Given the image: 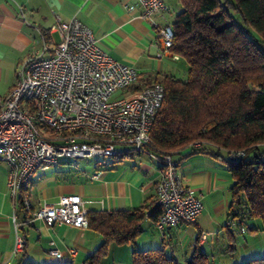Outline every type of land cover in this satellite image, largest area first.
<instances>
[{"label":"crops","instance_id":"1","mask_svg":"<svg viewBox=\"0 0 264 264\" xmlns=\"http://www.w3.org/2000/svg\"><path fill=\"white\" fill-rule=\"evenodd\" d=\"M164 2L168 11L153 19L158 26L170 24L167 18L175 13L173 7L180 12L178 0L177 5L171 0ZM139 13L137 0H0V97L11 90L16 72L29 59L51 55L59 41L57 17L65 22L76 18L88 27L112 59L137 70L138 85L165 76L180 79L188 70L187 63L180 57L173 59L170 53L162 54L153 24L139 18ZM220 154L228 159L224 152ZM173 158L182 183L202 195L203 208L196 222L167 228L161 233L146 216L135 244H109L107 255L99 264H121L123 259L130 261L134 250L148 249H162L183 264L197 246L214 259L227 249L228 229L236 240V234L245 233L242 227L255 223L246 220L244 226H238L239 230L228 226L233 181L222 160L208 152L189 154L187 150ZM149 159L156 161L153 164ZM113 162L103 169L95 164L94 171L101 170L96 179H91L95 174L76 172L70 175L54 172L51 176H46V171L35 173L30 187L32 206L56 204L64 195L79 196L88 213L132 211L155 203V185L162 168L160 157L153 153L136 154L131 164L123 160ZM69 164L59 163L62 167ZM7 171L6 164L0 162V264H85L86 258L101 245V235L64 225L47 227L38 220L27 223L23 208L9 196ZM15 223L26 244L21 253L13 256ZM256 228L255 231L248 228V232L256 234L259 227ZM52 250H58L60 256L51 255ZM110 256L112 259L108 261Z\"/></svg>","mask_w":264,"mask_h":264},{"label":"built area","instance_id":"2","mask_svg":"<svg viewBox=\"0 0 264 264\" xmlns=\"http://www.w3.org/2000/svg\"><path fill=\"white\" fill-rule=\"evenodd\" d=\"M139 18L150 21L162 54L170 53L174 33L171 24L158 26L155 16L168 11L164 0H137ZM59 41L51 55L33 57L16 72L11 90L0 97V162L6 164L7 190L27 215L47 227L88 228L87 210L77 195H64L56 204L34 208L30 187L36 172L79 160L107 161L126 146L138 154H150L149 132L164 98L163 86L134 90L135 68L112 59L101 49L92 31L78 19H56ZM45 51L47 49L45 48ZM231 154V158L242 156ZM161 171L155 185V204L161 214L154 223L159 232L193 224L202 211L201 194L182 183L173 155L160 156ZM100 169L102 165L97 162ZM101 170L91 179H96ZM15 221V219H13ZM231 226H236L233 221ZM13 256L26 240L15 223ZM201 240L205 237L202 236ZM59 257L58 250L50 251Z\"/></svg>","mask_w":264,"mask_h":264},{"label":"trees","instance_id":"3","mask_svg":"<svg viewBox=\"0 0 264 264\" xmlns=\"http://www.w3.org/2000/svg\"><path fill=\"white\" fill-rule=\"evenodd\" d=\"M178 1L181 10L171 24L174 39L170 52L185 60L187 77L165 76L133 87L139 90L160 83L164 90L149 132L148 151L158 157L186 150L189 154L208 152L222 160L233 181L230 222L238 227L246 220H258V231L264 233V0H225V5L220 0ZM221 152L228 159L222 158ZM237 152L243 155L230 157ZM128 156L124 151L111 160L117 163ZM154 204L132 211L87 213V229L99 233L103 241L85 264H99L111 243L134 245L144 218L155 223L161 214L158 207L151 209ZM226 234V250L232 253L235 240L229 229ZM130 263L180 264L162 249L134 250ZM183 264L214 263L197 246ZM242 264H264V257Z\"/></svg>","mask_w":264,"mask_h":264},{"label":"rangeland","instance_id":"4","mask_svg":"<svg viewBox=\"0 0 264 264\" xmlns=\"http://www.w3.org/2000/svg\"><path fill=\"white\" fill-rule=\"evenodd\" d=\"M175 1L176 5H177V0H171V2ZM221 3L223 5H225V0H220ZM228 1H232V0H228ZM178 8V7H177ZM179 9L181 10V7L179 6ZM174 10V14L172 13V16L170 18H167L168 22H170V24H172L173 20H174V16L177 14L176 8L173 7ZM231 16L233 17V19L236 21V23L241 26V23L238 19V17L232 12L230 11ZM242 27V26H241ZM250 34L253 33V31L249 30ZM264 51V48H263ZM43 57H46V55H43ZM187 72H184L180 75V79H185L187 77ZM116 151L117 152H127L128 154H130L131 156H128L126 158L123 159L124 163L127 164H131L133 162V160L135 159V152H133L131 150V148L126 147V146H116ZM133 156V157H132ZM132 158V159H130ZM112 160L109 159L107 161H102L97 160V159H83V160H79L77 162V164L75 163H70L68 166H60V165H56L52 168H48L46 170V176H51L53 175L54 172H62V174L64 175H70V174H74V172L76 173H83V174H96L97 171H94L93 167L94 165L99 162L103 167H106ZM148 161H150L151 163L154 164V162L156 160L154 159H149ZM146 163V162H145ZM145 165H147L148 167H152L150 163H146ZM38 172H36L37 174ZM255 222V221H254ZM230 224V223H229ZM261 223L256 220L255 223H249L248 225H246L245 227H242V229L244 230L245 233L242 234H236L238 237L235 240V251L232 253H228L227 250L224 251L223 255L219 254L216 255L213 259V263L214 264H242L244 261L250 260L251 258H262L264 257V233L259 231L256 232V234H250V232H248V228H256V227H260ZM231 226V224H230ZM236 228V230H239L238 227H234ZM112 256H110L108 258V261H111ZM121 264H130V261H125L123 259Z\"/></svg>","mask_w":264,"mask_h":264}]
</instances>
